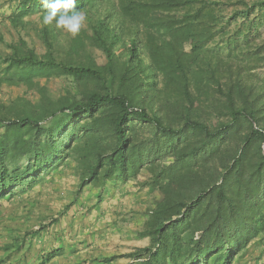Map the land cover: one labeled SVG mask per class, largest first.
I'll use <instances>...</instances> for the list:
<instances>
[{
    "label": "trees",
    "instance_id": "trees-1",
    "mask_svg": "<svg viewBox=\"0 0 264 264\" xmlns=\"http://www.w3.org/2000/svg\"><path fill=\"white\" fill-rule=\"evenodd\" d=\"M76 8L72 38L0 0V264L78 253L63 220L129 191L88 263L264 264V0Z\"/></svg>",
    "mask_w": 264,
    "mask_h": 264
},
{
    "label": "rangeland",
    "instance_id": "rangeland-1",
    "mask_svg": "<svg viewBox=\"0 0 264 264\" xmlns=\"http://www.w3.org/2000/svg\"><path fill=\"white\" fill-rule=\"evenodd\" d=\"M4 8L1 12H5ZM264 33V27L261 29ZM48 193V192H47ZM45 193V194H47ZM131 191L128 193L118 194L117 198L113 200H108L106 203L105 210L103 211L102 218L98 221L95 219V214L93 213L89 217L85 218L82 211L74 210L72 214L63 221V226L67 227L69 224L74 223L76 230V237L71 238L69 236V243L73 244L74 247H79L77 254H70L67 257L58 258L52 264H90L89 260L94 257L95 253L103 247L104 242H108L111 238V233L113 227L108 226L110 221L113 219V213L116 209L128 211L133 203V197L131 196ZM144 193V192H143ZM126 194V195H125ZM51 197L49 195H44L43 200H48ZM18 203L14 202L13 205H5L0 209L5 217H8L11 213H14L18 209ZM29 208V206H28ZM15 210V211H13ZM73 239V240H72ZM115 239H119L116 235ZM110 241L108 247L113 249L116 247L117 252L126 253L135 247L144 246V241H130L120 242L117 244ZM69 245V244H67ZM68 247V246H67ZM26 253L18 255L15 259L11 261L7 260L5 264H38L43 260L40 256L43 252L40 249L33 247L30 251H25ZM40 258L41 260L36 263L35 258ZM125 262V259H121V263ZM117 264V263H116Z\"/></svg>",
    "mask_w": 264,
    "mask_h": 264
},
{
    "label": "clouds",
    "instance_id": "clouds-1",
    "mask_svg": "<svg viewBox=\"0 0 264 264\" xmlns=\"http://www.w3.org/2000/svg\"><path fill=\"white\" fill-rule=\"evenodd\" d=\"M44 9L43 24L54 26L77 37L86 23V16L76 8V0H40Z\"/></svg>",
    "mask_w": 264,
    "mask_h": 264
},
{
    "label": "crops",
    "instance_id": "crops-1",
    "mask_svg": "<svg viewBox=\"0 0 264 264\" xmlns=\"http://www.w3.org/2000/svg\"><path fill=\"white\" fill-rule=\"evenodd\" d=\"M70 254H73V253H67L66 251H65V253H64V257H67L68 255H70ZM77 254V253H76Z\"/></svg>",
    "mask_w": 264,
    "mask_h": 264
}]
</instances>
